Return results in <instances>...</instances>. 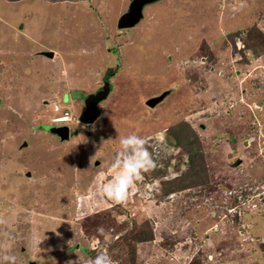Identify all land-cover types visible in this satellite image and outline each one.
Listing matches in <instances>:
<instances>
[{
  "label": "rangeland",
  "instance_id": "1",
  "mask_svg": "<svg viewBox=\"0 0 264 264\" xmlns=\"http://www.w3.org/2000/svg\"><path fill=\"white\" fill-rule=\"evenodd\" d=\"M130 1L0 0V257L264 264V0H158L119 30ZM104 85L86 125L85 100ZM173 127L187 132L179 144ZM130 134L172 168L117 204L100 190ZM196 138L208 185L165 193L191 172Z\"/></svg>",
  "mask_w": 264,
  "mask_h": 264
},
{
  "label": "clouds",
  "instance_id": "2",
  "mask_svg": "<svg viewBox=\"0 0 264 264\" xmlns=\"http://www.w3.org/2000/svg\"><path fill=\"white\" fill-rule=\"evenodd\" d=\"M64 99L66 98L64 97ZM59 117L65 119L63 116ZM164 143L167 145L165 141ZM154 147L155 146H153V149ZM159 165L161 164L156 159L155 153L153 154L149 150L148 140L136 134L121 137L120 151L117 153L112 164V167L118 170V175H116L110 183L101 188V194L117 204H124L130 198V190L134 187L135 183L142 178L143 174L155 168L160 169ZM2 223H4V221L0 219V224ZM16 260L17 258L15 255L5 253L0 257V264H16ZM91 264H113V262L106 252H100L91 261Z\"/></svg>",
  "mask_w": 264,
  "mask_h": 264
},
{
  "label": "water",
  "instance_id": "3",
  "mask_svg": "<svg viewBox=\"0 0 264 264\" xmlns=\"http://www.w3.org/2000/svg\"><path fill=\"white\" fill-rule=\"evenodd\" d=\"M154 1L156 2L158 0H131L129 2L127 11L119 16L117 21V27L119 29H125L136 25L143 17V7L146 4L153 3ZM40 53L48 58L53 57V52L51 51H43ZM110 90L111 86L104 85L96 92L89 94V96L85 100V111H83L82 114L84 115V123H92L97 117H99L100 110L98 108V104L106 99ZM167 94L168 91H164L158 96L150 97L145 101V104L149 107H154L155 105L160 103L164 99V97H166ZM24 146H26L25 142L22 144V147ZM27 176H30V174L27 173Z\"/></svg>",
  "mask_w": 264,
  "mask_h": 264
},
{
  "label": "trees",
  "instance_id": "4",
  "mask_svg": "<svg viewBox=\"0 0 264 264\" xmlns=\"http://www.w3.org/2000/svg\"><path fill=\"white\" fill-rule=\"evenodd\" d=\"M55 1H58V0H55ZM169 132L168 133L169 135H174L175 137V140L178 142L181 141V137H183V134L185 133V131L181 132V131H178L177 128L173 127V128H169ZM187 135V132L184 134V137ZM168 135L166 134V139L167 141L170 143V144H175L176 141L173 140V139H170ZM173 142H172V141ZM201 144L198 140V138L192 140L191 142V145L188 149H186V152H187V161L189 163V167L191 170H188V172H190L189 174H184L185 175V178L182 177V176H179V177H176L174 178L173 180H170V181H166V182H162L163 183V186L165 187V190L164 192H174V191H178V190H189L190 188L194 187V186H198L200 188H205L207 185H208V177L207 175L205 174L206 171H205V164L203 163V157H202V152H201ZM194 165H196V167L194 168ZM171 166H165V167H162L160 169H157V170H152L154 172H168V170H170ZM172 168V167H171ZM186 172V173H188ZM189 177V178H186ZM181 181H184L185 184L184 185H181L182 182ZM179 182H181V184H178ZM152 235V233H150Z\"/></svg>",
  "mask_w": 264,
  "mask_h": 264
},
{
  "label": "flooded vegetation",
  "instance_id": "5",
  "mask_svg": "<svg viewBox=\"0 0 264 264\" xmlns=\"http://www.w3.org/2000/svg\"><path fill=\"white\" fill-rule=\"evenodd\" d=\"M128 5H129V4H128ZM147 5H149V4H146L145 6H147ZM145 6H144V7H145ZM144 7H143V9H144ZM127 9H128V6H127ZM127 9H126V11H127ZM126 11H125V12H126ZM123 13H124V12H123ZM116 26H117V25H116ZM134 26H136V25H134ZM134 26H133V27H134ZM133 27H128V28H125V29H119L118 27H117V28H118L119 30H129V29H131V28H133ZM102 85H103V83H102ZM110 86L112 87V85H110ZM98 89H99V88H98ZM165 91H168V94H169V90H165ZM157 96H158V95H157ZM164 98H165V97H164ZM64 101H65V100H64ZM155 106H156V105H155ZM82 111H85V106H84V110H82ZM96 120H97V119H96ZM96 120H95V121H96ZM84 124H85V123H84ZM92 124H93V123H92ZM86 125H89V124H86ZM51 127H52V126H51ZM57 138H58V137H57Z\"/></svg>",
  "mask_w": 264,
  "mask_h": 264
},
{
  "label": "bare ground",
  "instance_id": "6",
  "mask_svg": "<svg viewBox=\"0 0 264 264\" xmlns=\"http://www.w3.org/2000/svg\"><path fill=\"white\" fill-rule=\"evenodd\" d=\"M63 120H64L63 118L58 117V118L55 120V122H60V121H63Z\"/></svg>",
  "mask_w": 264,
  "mask_h": 264
},
{
  "label": "built area",
  "instance_id": "7",
  "mask_svg": "<svg viewBox=\"0 0 264 264\" xmlns=\"http://www.w3.org/2000/svg\"><path fill=\"white\" fill-rule=\"evenodd\" d=\"M155 148V147H154ZM155 154H157V150L155 151Z\"/></svg>",
  "mask_w": 264,
  "mask_h": 264
}]
</instances>
